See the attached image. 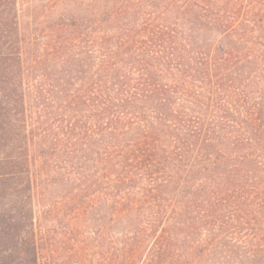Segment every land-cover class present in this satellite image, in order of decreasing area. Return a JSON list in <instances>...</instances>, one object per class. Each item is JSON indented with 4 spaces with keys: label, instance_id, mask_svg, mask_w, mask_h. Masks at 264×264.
<instances>
[{
    "label": "trees",
    "instance_id": "obj_1",
    "mask_svg": "<svg viewBox=\"0 0 264 264\" xmlns=\"http://www.w3.org/2000/svg\"><path fill=\"white\" fill-rule=\"evenodd\" d=\"M60 21L65 64L84 32ZM86 37L85 81L42 90L34 120L18 0H0V264H39L55 223L36 224L35 198L55 169L103 259L264 264V0H88Z\"/></svg>",
    "mask_w": 264,
    "mask_h": 264
},
{
    "label": "rangeland",
    "instance_id": "obj_2",
    "mask_svg": "<svg viewBox=\"0 0 264 264\" xmlns=\"http://www.w3.org/2000/svg\"><path fill=\"white\" fill-rule=\"evenodd\" d=\"M18 14L21 32L25 38L23 61L26 70L27 103L35 114L33 119L40 120L47 116V109H42L43 98L40 99L42 90H50L49 85L53 83L57 87L60 86L61 90L63 88L67 94L66 86L73 83L75 84L74 89H77L86 79V77H80L81 73L77 71H82L84 75L88 70L87 55L84 53L86 52L84 48H88L86 45L88 43L86 37L88 0H18ZM72 16L79 19L82 25L81 31L84 34L75 36L77 41H74L75 48L73 50L76 58L70 59V63L65 62L64 64L55 56L58 51L55 45L57 40L55 34H58L59 28H56L53 34V29L51 30L49 26L50 24L61 25L62 17L69 20ZM61 70H68L69 73H62ZM71 70H75L81 80L74 79L75 75L70 76ZM55 89L53 99L56 101L55 108H57L65 96L61 95L57 89L55 94ZM72 91L73 88L69 89L68 94H71ZM66 98H69V95ZM38 104L40 108H38ZM65 116V130L74 129L75 121H78V118H73L76 113L75 115L66 113ZM32 122L31 120V126ZM61 138L66 140L64 137ZM74 142L76 143V140ZM39 145L36 141L32 149L39 152L41 148ZM66 148L68 151H72L73 147L69 143L67 147L63 146V149ZM66 160H68L67 157ZM67 166L71 167L70 164ZM57 172L58 170L55 169V171L46 174L42 187L35 198L36 224L42 222L50 227L55 223L49 233L46 231L45 244L39 252V264H134L131 261L122 260L123 250L120 247L108 251L107 259L101 257L102 250L99 248L88 249V212L83 216L84 211L82 210L79 218L70 215L71 206L75 202L72 200L73 197L69 198V194H72L74 183L53 182V177L58 176ZM61 172L65 174L63 170ZM82 195L74 194L73 196ZM135 256L139 258L140 252L135 253ZM148 259L140 260L136 264H144L148 262ZM92 260L93 262L90 263Z\"/></svg>",
    "mask_w": 264,
    "mask_h": 264
}]
</instances>
